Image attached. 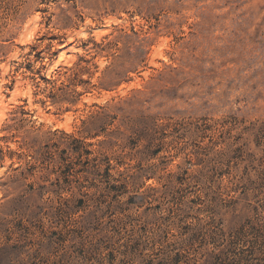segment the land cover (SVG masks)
<instances>
[{
  "label": "rangeland",
  "instance_id": "1",
  "mask_svg": "<svg viewBox=\"0 0 264 264\" xmlns=\"http://www.w3.org/2000/svg\"><path fill=\"white\" fill-rule=\"evenodd\" d=\"M0 264H264V0H0Z\"/></svg>",
  "mask_w": 264,
  "mask_h": 264
},
{
  "label": "bare ground",
  "instance_id": "2",
  "mask_svg": "<svg viewBox=\"0 0 264 264\" xmlns=\"http://www.w3.org/2000/svg\"><path fill=\"white\" fill-rule=\"evenodd\" d=\"M63 54V53H62ZM64 55V54H63Z\"/></svg>",
  "mask_w": 264,
  "mask_h": 264
}]
</instances>
